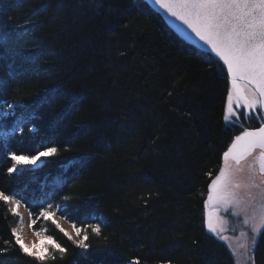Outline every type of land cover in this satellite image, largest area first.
<instances>
[{"label": "trees", "instance_id": "obj_1", "mask_svg": "<svg viewBox=\"0 0 264 264\" xmlns=\"http://www.w3.org/2000/svg\"><path fill=\"white\" fill-rule=\"evenodd\" d=\"M103 4L98 10L96 0H0V28L10 37L8 51L0 48V77L19 73L0 101L34 105L58 92L30 123L5 105L0 146L8 133L17 154L42 151V141L60 149L14 174L0 155V191H20L15 198L32 230L66 250L61 257L50 245L54 258L44 262L24 255L11 233L20 214L0 201V264H133V257L140 264H236L226 241L204 228V200L240 125L262 121L241 112L236 125L225 126L226 78L209 72L195 47L145 2ZM22 119L23 133L14 131ZM61 177L67 183L56 191ZM65 196L71 200L63 212L56 205ZM49 204L45 219L40 207ZM56 218L87 232L90 247L74 245ZM100 221L97 236L90 225ZM250 248L252 263L264 264V236Z\"/></svg>", "mask_w": 264, "mask_h": 264}, {"label": "snow or ice", "instance_id": "obj_2", "mask_svg": "<svg viewBox=\"0 0 264 264\" xmlns=\"http://www.w3.org/2000/svg\"><path fill=\"white\" fill-rule=\"evenodd\" d=\"M134 5L135 0H131ZM154 8L158 7L161 14L168 19L171 27L186 41L194 45L195 54L208 66L209 72H218L226 78L230 85L226 89V96L223 105V121L226 127L236 125L237 109L244 112V118L249 119V112L264 110V0H148ZM96 8L103 9V0H96ZM110 13L112 8H108ZM174 18V19H172ZM179 22V23H177ZM0 33L3 29L0 28ZM10 37L7 33L0 35V48L6 51ZM0 54V59H4ZM11 68V65H9ZM19 73L9 71L8 78L0 77V95L7 93L9 86L17 80ZM57 90L46 94L39 102L34 105H25L18 102L0 101V110L6 105L7 109L22 110V117L31 122L38 119L37 109L43 104L53 103L57 97ZM171 95V93H169ZM257 119L264 121V115H259ZM63 119V116L60 117ZM24 120L17 123L16 129L21 133L24 131ZM238 135H235L222 153L223 164L218 173L208 184L207 199L204 200V219L203 226L208 233H212L221 239L224 231L222 221L219 216L221 208L225 210L235 209L234 215L245 213L244 224L248 225L251 221V245L258 242V236H264V122L259 127H244ZM30 128L29 131H34ZM8 133H4L5 142L0 146V155L10 164L6 172L14 174L19 171L22 165H35L41 157H51L56 155L60 149L55 146L54 141H42V151H37L34 155L17 154L11 150L8 144ZM52 144L53 146H48ZM259 149L256 158L258 168L249 166L247 183H242L238 177L244 172V162ZM69 151L66 145L63 149ZM72 163H76L75 161ZM259 173L260 181L256 183L255 172ZM212 175L211 172L208 173ZM67 180L62 177L57 180L56 191H61ZM242 188L248 189V199L243 200L240 196ZM252 188H259L258 193H253ZM21 192L16 191L9 195L0 191V201L11 204L10 211L17 214V208ZM56 192L51 193L47 198L52 199ZM64 203L56 205L61 211H67V202L71 197L65 196ZM252 212L248 215V208ZM52 204L45 210L40 207V216L45 219L51 215ZM87 219L100 220L95 216H87ZM35 223V220H33ZM102 221L90 225L91 233L100 236L102 234ZM57 228L60 226L57 224ZM78 239H73L71 235L61 232L72 241L79 249L86 250L90 246L87 243L89 236L87 232L80 228H75ZM12 236L15 238V246L20 252L31 257L34 261L44 262L51 257L48 251L49 244L61 253V257L66 250L56 243L52 237H47L48 243L43 241L41 245L32 244L29 246L22 238L15 227L11 228ZM37 236L40 233H36ZM244 235V233H241ZM5 241V244H9ZM196 243V241H193ZM229 247H231L229 245ZM6 249H0L5 251ZM133 264H140L139 258L133 257ZM165 264H171L166 261Z\"/></svg>", "mask_w": 264, "mask_h": 264}, {"label": "rangeland", "instance_id": "obj_3", "mask_svg": "<svg viewBox=\"0 0 264 264\" xmlns=\"http://www.w3.org/2000/svg\"><path fill=\"white\" fill-rule=\"evenodd\" d=\"M241 112H242L241 110L237 109V117H233V119H236L238 121L240 118ZM242 113L244 114V112ZM259 115H263L261 110L257 112L248 113V116L250 117L259 116ZM257 156H258V151L255 150L253 155L250 156L244 162V172L241 173L238 177V179L242 183H247V178L249 174L248 173L249 166H251L254 169L257 168V162H256ZM27 166H30V165H27ZM245 173H247V175H245ZM255 178H256V183H259L260 176H259L258 171L255 172ZM251 191L255 194V193H258L260 189L252 188ZM239 194L243 200L248 199V189L242 188ZM10 206L12 207L11 204ZM235 211H236L235 209H231V210H225L223 208L220 209L219 216L222 221L223 228H224L222 236L227 237V239L226 240L224 239V240L226 241L228 248L230 249V252L232 253L234 257L236 264H253L252 257H251V251H250L251 250L250 248L251 247V235H252L251 221L249 222L248 225H245L244 224L245 213L241 212L239 215H234L233 213ZM251 212H252V208L249 207L247 214L250 215ZM17 213L20 214L21 220L19 221V224L17 225L16 229L21 235V238L29 246H31L32 244L41 245L42 241L43 243L47 244L48 241L46 238L48 236L44 234H40L39 236L36 235V233L32 230V227H31V218L29 216V213L21 204L18 205ZM55 220L62 227V229H64V231L67 232L69 235L73 236L74 239L79 238L74 228L70 225V223H68L62 218H56ZM241 233H244V235H241ZM229 245L231 247H229Z\"/></svg>", "mask_w": 264, "mask_h": 264}, {"label": "water", "instance_id": "obj_4", "mask_svg": "<svg viewBox=\"0 0 264 264\" xmlns=\"http://www.w3.org/2000/svg\"><path fill=\"white\" fill-rule=\"evenodd\" d=\"M143 2H145L153 11H155L160 17H161V19L164 21V23L172 30V32L174 33V34H176L180 39H182L185 43H187V44H189V45H191V46H193L194 47V45H192L190 42H188V41H186V40H184L180 35H179V33L174 29V28H172L171 27V25H170V23L168 22V19L167 18H165L162 14H161V12H160V10L158 9V7H156V8H154L150 3H148V0H142ZM172 19H174V18H172ZM177 23H179V22H177ZM262 111V113H263V115H264V110H261Z\"/></svg>", "mask_w": 264, "mask_h": 264}, {"label": "flooded vegetation", "instance_id": "obj_5", "mask_svg": "<svg viewBox=\"0 0 264 264\" xmlns=\"http://www.w3.org/2000/svg\"><path fill=\"white\" fill-rule=\"evenodd\" d=\"M256 150L258 151V155H259V151H260V150H259V149H256ZM257 168H258V164H257Z\"/></svg>", "mask_w": 264, "mask_h": 264}, {"label": "bare ground", "instance_id": "obj_6", "mask_svg": "<svg viewBox=\"0 0 264 264\" xmlns=\"http://www.w3.org/2000/svg\"><path fill=\"white\" fill-rule=\"evenodd\" d=\"M2 110H0V112H1ZM226 150V149H225ZM245 175H247V173H245ZM225 242V241H224ZM230 250V249H229Z\"/></svg>", "mask_w": 264, "mask_h": 264}]
</instances>
